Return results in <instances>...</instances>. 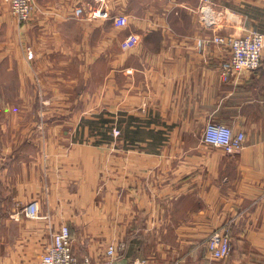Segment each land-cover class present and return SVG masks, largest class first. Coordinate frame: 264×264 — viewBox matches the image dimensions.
I'll list each match as a JSON object with an SVG mask.
<instances>
[{
	"label": "crops",
	"instance_id": "0c3cea01",
	"mask_svg": "<svg viewBox=\"0 0 264 264\" xmlns=\"http://www.w3.org/2000/svg\"><path fill=\"white\" fill-rule=\"evenodd\" d=\"M215 1L211 32L199 0H35L22 23L0 0V253L12 234L34 255L67 224L79 259L114 244L113 264H264V53L224 78L227 49L199 45L264 32V0ZM103 7L125 24L86 16ZM209 120L243 148L204 142ZM220 228L231 251L214 260Z\"/></svg>",
	"mask_w": 264,
	"mask_h": 264
},
{
	"label": "built area",
	"instance_id": "2783aa9c",
	"mask_svg": "<svg viewBox=\"0 0 264 264\" xmlns=\"http://www.w3.org/2000/svg\"><path fill=\"white\" fill-rule=\"evenodd\" d=\"M5 1L18 23L28 20L37 8L35 0ZM196 13L200 27L211 32L217 30L226 17L224 7L217 4L215 0H199ZM82 16L83 9L77 7L74 10V17L78 18ZM86 16L110 19L115 26H122L126 21L125 15L111 13L105 7L92 9ZM201 44L207 46L215 44L224 46L227 49L228 56L221 62L219 68L220 74L224 78H227L242 70H255L260 66L264 53V32L248 29L243 34L235 36L214 34L210 38L200 40L199 45ZM26 56L28 59H31L33 56L32 51L27 50ZM202 138L204 142L219 147L225 152L239 151L243 148L245 140L243 132H234L225 123L212 120L205 123ZM22 214L28 219L38 218V202L36 200L29 201L22 208ZM72 246L73 239L70 228L67 224H62L52 232L51 239L44 249L38 252L28 264H113L116 258L117 246L114 244H109L103 256L99 259H93L87 255L78 259L73 253ZM206 248L211 259L222 260L228 257L231 246L227 229L220 228L214 230L207 238ZM142 263L138 261L134 264Z\"/></svg>",
	"mask_w": 264,
	"mask_h": 264
},
{
	"label": "rangeland",
	"instance_id": "374dc122",
	"mask_svg": "<svg viewBox=\"0 0 264 264\" xmlns=\"http://www.w3.org/2000/svg\"><path fill=\"white\" fill-rule=\"evenodd\" d=\"M2 39L3 40L5 39V34ZM22 219H23L22 223H25L26 217H22ZM21 226H23V224ZM7 236L8 238L5 237L7 239H4L2 243L4 244L5 249L4 248L1 249L2 251L0 253V264H28L29 261L35 256V254L38 253L37 252L33 255L25 252L22 247H18L19 242L23 243L22 241L16 239L14 240L12 238V234H8Z\"/></svg>",
	"mask_w": 264,
	"mask_h": 264
},
{
	"label": "trees",
	"instance_id": "16d2710c",
	"mask_svg": "<svg viewBox=\"0 0 264 264\" xmlns=\"http://www.w3.org/2000/svg\"><path fill=\"white\" fill-rule=\"evenodd\" d=\"M71 233V232H70Z\"/></svg>",
	"mask_w": 264,
	"mask_h": 264
}]
</instances>
